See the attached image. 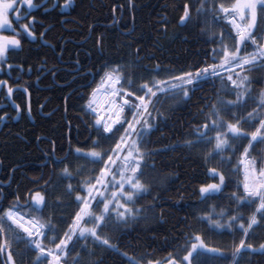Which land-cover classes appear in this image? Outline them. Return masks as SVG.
<instances>
[{
    "label": "trees",
    "instance_id": "16d2710c",
    "mask_svg": "<svg viewBox=\"0 0 264 264\" xmlns=\"http://www.w3.org/2000/svg\"><path fill=\"white\" fill-rule=\"evenodd\" d=\"M35 2L41 7L31 10L24 22L35 17L33 27L37 39L24 36L22 49L10 50L6 59V64L12 65V70H9L11 83L25 84L29 81L33 121L24 116L17 121L8 117L0 129V181L8 182L7 185H0L6 197L1 198L0 210L6 209L19 196L20 210L25 216L39 217L55 226V242L58 243L78 211L76 193L69 194L68 185L79 188L84 180L99 176V169L103 167L75 153L76 148L90 151L92 141L98 139L91 127L94 116L86 114L84 109L86 94L92 91L99 79L96 73L106 62L120 64L133 82L129 90L135 91L149 79H164L170 74L196 71L205 66V61L214 63L207 54L218 44L206 41H210L214 33L217 37L222 33L226 38L225 44L230 47L233 41L227 37L229 33H234L230 24L221 17L223 13L213 12L212 8L214 5L218 8L221 3L230 6L233 0H208L204 5L205 12L199 17L194 9L200 7L201 0H75L71 15L60 7L52 8L53 3L62 5L63 0ZM185 3L193 8V21L187 26L179 22ZM45 6L49 11L45 12ZM21 11H24L23 7ZM62 20H68V23L63 24ZM46 28L48 31L44 40L55 45V51L41 43L40 33ZM7 32L14 34L12 30ZM253 50L249 47L247 52ZM44 60L47 64L41 71ZM2 65L5 66V63ZM48 69H54L56 75H51ZM43 72L45 74L42 75ZM236 73L249 76L251 84L246 86L251 95L244 93L237 104L227 109L223 104L219 105L222 109L220 115L229 123H237L239 119L238 126L244 133L258 127V120L264 114V109L258 106L260 93L264 92V67L220 73V77L203 82L187 103L168 99L162 105L158 104L161 115L152 113L154 119L150 123L153 128L146 133L143 146L144 150L153 153L149 165H155L154 169H144L143 180L149 183V191L140 194L134 205L129 203V207L142 211L137 212V218L129 220L127 225L98 229L102 237L108 238L118 250L94 241L92 237L85 241L74 236L62 264H76L77 261L78 264H93L99 260L103 264H129V257L141 260V264L142 258L161 260L183 247L189 225L209 247L231 249L234 242L239 243L244 238L239 231L210 230L206 223H198L197 218L213 206H216L217 212L221 208L236 207L227 197L233 192L242 194L239 160L243 148L248 146L250 135L234 141L230 138L232 148L214 158V139L195 148L184 146L185 141L195 139L192 131L197 127L208 131V135L214 138V131L202 127L210 121L205 119L201 110L206 114V104L237 101V90L226 78L232 74L234 79H238ZM36 77H40L39 88L33 83ZM239 91L242 93L243 90ZM2 94L3 89H0ZM15 101L25 105L24 98L23 103ZM37 105H41L42 112L48 115H40L36 111ZM254 109L257 110L256 119H250L248 113ZM124 115L131 118L127 108ZM99 140L96 150L107 152L114 148L118 136L108 140L99 137ZM69 152L72 155L65 163L52 162ZM250 153L256 158L257 167H264V143L254 142ZM222 158L226 162L221 163ZM66 166L70 175L62 172ZM211 168L224 173L228 187L217 194V198L202 203L199 188L218 182V176L213 177L208 171ZM238 185L241 187L238 188ZM33 189L45 196L46 205L41 211H34L32 202H26L27 192ZM80 194L86 195L83 190ZM93 204L95 206V202ZM240 210L247 220L255 205H241ZM89 225H92L91 222L85 226ZM246 243L255 247L264 243V221L254 226ZM11 250L16 264H47L43 258L37 262L36 251L23 242L12 240ZM122 253H127V256ZM240 264H264V254H246Z\"/></svg>",
    "mask_w": 264,
    "mask_h": 264
},
{
    "label": "snow or ice",
    "instance_id": "6c2138e0",
    "mask_svg": "<svg viewBox=\"0 0 264 264\" xmlns=\"http://www.w3.org/2000/svg\"><path fill=\"white\" fill-rule=\"evenodd\" d=\"M207 2L208 0H201L200 7L194 9L197 17L205 12L204 5ZM74 3L75 0H63L62 5L53 3L52 8L60 7L63 12L71 15L70 10L74 11ZM17 5L21 7H17ZM22 7L24 8L23 12L21 11ZM39 7L41 5L35 0H0V31L12 29L14 33L13 35L0 34V65L6 62L10 50L22 49L24 36L31 37L32 40L37 39L33 27L35 17L33 16L29 22L24 21L31 14V10ZM44 10L45 12L49 11L47 6ZM212 11L223 13L234 33V35L229 33L227 37L233 41L230 47L225 44L226 38L222 33L219 37L214 33L212 39L206 41V43L218 44V47L212 48L207 54L214 63L209 64L205 61V66L196 71H183L179 75L170 74L164 79H149L135 91H129V88L133 87V82L120 64L106 62L101 67L96 73L99 75V83L91 93L86 94V104L84 105L86 114L94 116L91 127L94 129L93 135H96L98 139L92 141L93 147L88 152H84L81 148L75 149L78 157L89 159L93 164L103 165L99 169V176L89 177L81 183L79 188H73L71 184L68 185V193H76L75 201L78 202V211L75 212L71 223L67 226L64 238L59 239L58 243L55 242L57 239L55 226L50 221L42 220L39 217L25 219V215L20 211L19 196L6 209L0 210V237L3 238V242L0 243V264H16L11 250L12 240L23 242L26 247L34 249L37 253V262L43 258L47 264H62L63 258L68 254L69 242L73 241L74 236L77 237V240L83 238L85 241L88 237H92L94 241H99L113 250H118L108 238L102 237L98 229L127 225L129 220L137 218V212L142 211V209L129 207V203L134 205L140 194L149 191V183L143 180L144 169L148 167L154 169L155 165H149L148 161L153 153L144 150L143 146L146 142V133H149L153 128V124L150 123V120L154 119L152 113L156 112L157 115H161L157 105H162L168 99L182 100L187 103L191 100L192 95L202 87L203 82H207L212 77H220L222 69L226 68L229 73H232L235 69L245 71L247 68L248 71H251L258 66L264 67V0H234L230 6L221 3L216 8L214 5ZM192 12L193 8L185 3L182 15L179 16L181 25L187 26L193 21ZM12 13H16L14 18ZM60 22L67 24L68 20ZM47 31L46 28L45 32L40 33V39L45 38ZM45 43H47L46 39ZM49 47L55 51V45H49ZM249 47H253L254 51L247 52ZM76 63L79 65V60ZM46 64L47 60L42 61L41 71L44 70ZM7 67L12 70L11 64H8ZM2 70L3 68L0 67V71ZM48 71L51 75H56L54 69H48ZM158 72L159 66H157ZM236 76L238 79H234L233 75L229 74L227 80L231 81L237 90V101H229L226 104L223 101H219L218 104H206L205 108L208 109L206 114L203 109L201 110L205 119L210 121V123L203 124L202 127L214 131L215 137L209 136L208 131H201L200 127H197L192 131L195 139L185 141L184 146L195 148L201 143H211L214 139V155L210 154L214 158L215 155H220L226 149L232 148V144L229 142L230 138L234 141L250 135L251 139L248 141V146L243 148L240 160L243 165L242 194L238 195L233 192L227 197L236 204V207L221 208L217 212L216 206H213L197 218L198 223H206L210 230L239 231L244 238L240 239L239 243L234 242L231 249L209 247L202 236L192 231L189 225L190 230L186 234L184 245L182 248L174 250L175 254L169 253L166 258L161 260L142 258L143 264H240V260L246 254L250 255L253 252L264 254V243L258 247L246 243L254 226L264 221V167L258 168L256 158L250 153L254 142L264 143V114H261L258 120V127L250 133L241 131V127L238 126L239 119H237V123H229L220 115L222 109L219 105L223 104L224 109H227L237 104L242 95L239 91L241 88L244 93L251 95L250 89L246 86L251 84L249 76H241L239 73H236ZM88 86L91 87V85ZM0 89H6V96L9 98L14 94V88L9 85L8 80H0ZM19 90L16 89V91ZM23 91L27 92L28 89L24 88ZM136 92L142 94L137 95ZM133 96H135V101H131ZM258 106L259 109H264V92L260 93ZM15 107L17 112L21 111L20 105L17 104ZM126 108L130 119L124 115ZM256 111L254 109L253 112L248 113V117L256 119ZM28 112L31 113L30 106ZM6 115L7 113H5ZM5 116H0V119H4ZM117 136L118 140L115 142L114 148H110L107 152L96 150L100 143L99 137L108 140ZM71 155L72 153L69 152L59 160L53 159L52 162L63 164ZM224 162L226 161L222 158L221 163ZM208 171L213 177L218 176V182L207 183L199 188L202 203L217 198V194L223 193L224 189L228 187L223 172H219L216 168H211ZM62 172L65 175H70L67 166L62 169ZM117 175L119 179H117ZM97 185H100V188ZM109 185L114 189L110 196L107 194ZM125 185L128 188H125ZM241 185L237 187L240 188ZM81 190L86 195H81ZM0 198L6 199L2 189H0ZM30 199L34 211H41L42 206L46 205L45 196L40 192H36ZM121 200L124 203H121ZM93 202H95V206ZM101 204L102 208H100ZM241 205H255V210L247 217V220L240 210ZM257 214H260L259 218ZM89 222L92 226H85ZM48 233H52V235L49 236ZM122 255L127 256V253H122ZM128 260L129 264H141V260L132 257H129ZM93 264H103V261H94Z\"/></svg>",
    "mask_w": 264,
    "mask_h": 264
},
{
    "label": "flooded vegetation",
    "instance_id": "af4514ba",
    "mask_svg": "<svg viewBox=\"0 0 264 264\" xmlns=\"http://www.w3.org/2000/svg\"><path fill=\"white\" fill-rule=\"evenodd\" d=\"M45 74V72L42 73V75ZM0 76H4V73H1ZM5 78H2L0 80H8L9 82V85H11L13 88L16 87V89H20L19 87L20 86H24L28 89V97H29V103L27 104V94L23 91V90H19V91H16V89L14 90V94L13 96L11 97L12 100L14 101V99L16 100H23L24 98V102H25V105L23 104V106L20 105V108H21V111L18 112V116H16V109L13 107V106H10L8 104V97L6 96V89H3V94L0 95V116H5V113H7V115L5 116L4 119H0V129L3 127L4 124H6L7 122V118L8 117H11V120L12 121H17L18 119H20L21 116H24L25 118L27 117L28 119L32 120L33 121V110H32V105H31V91H30V84H29V81L26 82L25 84L26 85H22V84H18V83H11V75L8 73V75H5L4 76ZM40 77H36V79L33 81L34 85L36 87L39 88V85H38V79ZM20 82V81H19ZM88 90V88L86 89V91ZM85 91V92H86ZM23 103V101H22ZM31 108V113L29 114L28 112V108ZM36 111L40 114V115H48V113H43L42 112V107L41 105H37V109ZM83 121V119H82ZM3 184H8L7 183H3L0 181V185H3ZM34 192H38V191H35V189L33 190H29L27 192V195H26V202H31V196L33 195ZM0 201H1V198H0Z\"/></svg>",
    "mask_w": 264,
    "mask_h": 264
},
{
    "label": "rangeland",
    "instance_id": "374dc122",
    "mask_svg": "<svg viewBox=\"0 0 264 264\" xmlns=\"http://www.w3.org/2000/svg\"><path fill=\"white\" fill-rule=\"evenodd\" d=\"M233 2H234V0H233ZM232 2V3H233ZM224 15V14H223ZM223 19H227V18H225L224 16H223ZM228 20V19H227ZM5 30H7V29H5ZM5 30H3V31H0V34H2V35H10V34H7V32H5ZM1 67V66H0ZM224 73H225V71H224ZM242 90H243V88H241ZM91 93V92H90ZM244 95V91H242V96ZM102 97V96H101ZM215 137V136H214ZM114 159H115V157H114ZM117 179H119V176L117 175ZM98 186V185H97ZM125 188H128V186L127 185H125ZM108 192H107V194L110 196V193H111V191L112 190H114L113 188H112V186L111 185H109L108 186ZM35 193L36 192H34L33 193V195H35ZM32 195V196H33ZM121 203H124V201L123 200H121ZM113 207H114V205H113ZM122 210V209H121ZM22 214V213H21ZM92 225H89V226H87V227H91Z\"/></svg>",
    "mask_w": 264,
    "mask_h": 264
},
{
    "label": "bare ground",
    "instance_id": "6f19581e",
    "mask_svg": "<svg viewBox=\"0 0 264 264\" xmlns=\"http://www.w3.org/2000/svg\"><path fill=\"white\" fill-rule=\"evenodd\" d=\"M225 5V4H224ZM227 6V5H226ZM208 11V10H207ZM216 14V13H215ZM221 14V13H220ZM210 16V15H209ZM220 17V16H219ZM222 17V16H221ZM226 24V23H225ZM227 25V24H226ZM228 26V25H227ZM213 33V32H212ZM174 72V71H173ZM172 72V73H173ZM148 73V72H147ZM149 77V76H148ZM135 79V78H134ZM141 81V80H140ZM139 82V81H138ZM103 99V97H101V100ZM22 213V212H21ZM23 214V213H22ZM24 215V214H23ZM29 217H34V216H25V219H28Z\"/></svg>",
    "mask_w": 264,
    "mask_h": 264
}]
</instances>
